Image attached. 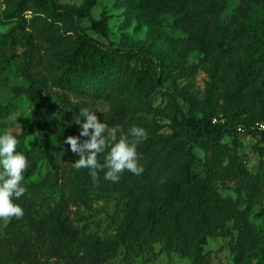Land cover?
Segmentation results:
<instances>
[{
    "label": "trees",
    "instance_id": "obj_1",
    "mask_svg": "<svg viewBox=\"0 0 264 264\" xmlns=\"http://www.w3.org/2000/svg\"><path fill=\"white\" fill-rule=\"evenodd\" d=\"M97 2L85 0L80 9H73L57 0H25L24 10L31 11L32 18L19 19L11 34L12 41H22L25 47L20 70L29 83L16 87L15 93L34 103L31 124L15 135L19 141L17 151L29 163L23 181L28 182L44 163L45 175L60 182L62 197L47 216L26 219L28 238L15 234L13 243L5 245L7 256L13 257L15 245L23 264H109L119 257L124 264H136L147 253L158 257L154 247L160 244L162 252L170 255L177 251L190 264H215L217 252H205L204 245L211 235L217 234L231 238V264H264V229L254 228L241 196L242 190L253 187L257 175L248 170L238 152L243 145L240 134H249L257 139L255 148L264 155L260 146L264 131L255 127L264 122V81L258 82L263 73L264 12L250 22L245 32L244 64L237 57L242 51L241 36L229 35L220 24L203 26L201 0H130L140 19L155 25L164 13H170L173 26L187 34L184 43L195 46L207 59L228 60L222 68L226 78L216 77L207 99L201 101L190 92L162 89L158 72L161 63L143 50L113 48L92 36L84 26L86 18L92 21L90 29L108 35V17L104 14L100 20L92 18ZM232 57L239 61L230 64ZM134 61L142 64L139 67ZM145 63L156 69L153 86H142L141 102L108 111L97 108L96 95L86 90L90 78L103 71H115L122 76L135 75L138 82H143L147 77ZM228 69L231 74H227ZM217 80L228 85L221 86ZM49 84L66 90L59 97L57 121L52 123L44 117L54 106L45 94ZM158 93L172 108L173 131L157 136L145 147L137 146L143 173L134 175L125 170L120 179L123 183L137 181L142 186L131 190L124 201L115 238H95L87 250L80 252L76 248L79 228L74 195L85 196L99 186L109 188L112 183L104 179V171H99L93 182L87 169L73 166L77 155L65 143L67 137H78L80 142L88 139L80 136L84 122L80 109L88 107L109 128H120L135 117L151 116L157 109L154 102ZM71 94L79 99L72 100ZM179 95L186 101L187 110L180 104ZM215 118L225 122H214ZM76 119H80L79 124ZM140 126L135 127H143ZM36 132L43 134L42 145L32 147ZM228 137L231 142H227ZM195 146L205 152L206 176L193 171L197 160ZM226 182L234 185L235 199L222 193ZM31 185L37 187L39 182L31 180ZM155 187L159 192L153 190ZM263 215L264 211L258 217Z\"/></svg>",
    "mask_w": 264,
    "mask_h": 264
},
{
    "label": "rangeland",
    "instance_id": "obj_2",
    "mask_svg": "<svg viewBox=\"0 0 264 264\" xmlns=\"http://www.w3.org/2000/svg\"><path fill=\"white\" fill-rule=\"evenodd\" d=\"M58 3L80 9L85 0H57ZM204 9L201 17L203 26H210L214 23L223 25L229 35L239 34L242 51L239 54L240 62L246 64L247 43L243 41L245 32L250 22L264 12V0H201ZM25 0H0V133L5 129L14 136L23 129L29 127L32 121V103L25 95H16L15 88L28 86L29 83L21 74V64L25 61V47L22 41H12L11 34L14 31L19 19L32 18L31 11H25L23 3ZM242 5H244L242 7ZM242 8V9H241ZM108 17V35L101 34L90 29L91 19L84 20V26L89 28V33L95 38L113 48L143 50L149 57L161 63L158 72L161 75V88L170 92L192 93L201 101L207 99L209 88L216 77L222 76V68L228 63L223 59L210 60L204 57L203 53L193 45L184 43L183 38L187 37L181 29L173 26L174 18L170 13L161 16L159 24H149L140 19L133 10L130 0H98L91 15L94 20H100L103 15ZM264 46V41H263ZM237 57L229 59V63L239 61ZM140 67V61H134ZM230 67V66H229ZM262 77L258 82L264 81V61ZM147 77L143 82H138L135 75H119L115 71H103L98 77L90 78L86 90L91 91L97 99V108L101 111H108L124 104H133L142 101V86L152 87L153 77L156 68H149ZM227 74H231L228 69ZM221 86H226V81H219ZM66 92L63 88L48 85L45 94L54 102L52 109L44 115L47 122L57 121L56 111L60 108L59 97ZM216 95L215 98H217ZM72 100L79 99L71 94ZM180 104L187 110L186 101L179 95ZM156 111L148 117H135L124 127L117 128V140L123 135H129V131L136 125H141L147 132V139L141 141L139 147L147 146L159 135L172 133L173 111L165 97L157 94L154 102ZM221 116H224L221 114ZM226 117V116H225ZM107 135V133H105ZM243 145L238 152L246 161L250 172L257 175V180L249 190H242L241 196L243 205L257 230L264 229V215L258 214L264 211V155L256 148L257 139L249 134H240ZM132 137L129 135V140ZM43 134L35 133L31 141L32 147L41 146ZM227 142L231 139L226 138ZM264 148V142L261 143ZM110 151L106 148L97 157L103 164L104 158ZM197 160L193 171L201 176H206V155L203 149L195 146ZM139 155V154H138ZM78 155L76 160L78 159ZM44 163L36 173L28 178V182L22 181V186L27 191L14 202L23 209V217H13L7 224L0 220V264H23L20 252L16 251L13 245V257L7 256L6 244H12L13 239L19 234L21 239L29 236V227L26 223L28 217L43 218L47 216L57 205L62 197L60 182L54 177L46 176ZM41 169V170H40ZM90 171L89 169H87ZM36 179L39 185H31V180ZM110 187L99 186L88 195H74L73 208L78 212L77 226L79 238L76 248L83 252L88 249L89 244L95 238L112 240L115 238L123 217V204L132 191L140 189L142 184L135 182L111 183ZM225 186V187H224ZM221 190L225 196L235 199L236 192L234 185L226 182ZM159 192L155 187L153 189ZM16 234V235H15ZM231 238H222L213 234L204 245V251L217 252L214 259L215 264H231L230 252ZM158 257L152 254H145L136 260V264H190V260L178 253L172 254L162 252V246L156 244L154 247ZM109 264H124L122 257L112 260Z\"/></svg>",
    "mask_w": 264,
    "mask_h": 264
},
{
    "label": "clouds",
    "instance_id": "obj_3",
    "mask_svg": "<svg viewBox=\"0 0 264 264\" xmlns=\"http://www.w3.org/2000/svg\"><path fill=\"white\" fill-rule=\"evenodd\" d=\"M79 116L84 118L80 136L88 137L83 142L78 137L68 136L67 143L71 151L78 155L73 166L76 169H89L93 182L98 178V172L104 171V179L118 183L121 174L127 170L134 175H141L143 166L138 163V144L147 139V132L143 128L132 127L129 135H121L117 140V128H109L100 122L95 111L88 107L80 109ZM80 123V119H76ZM107 133V135H105ZM19 141L10 131L5 129L0 133V220L7 224L13 217H23L22 207L14 202L27 191L22 186L24 173L29 168L26 156L17 151ZM106 148L110 151L101 164L97 157ZM106 169V171H105Z\"/></svg>",
    "mask_w": 264,
    "mask_h": 264
},
{
    "label": "built area",
    "instance_id": "obj_4",
    "mask_svg": "<svg viewBox=\"0 0 264 264\" xmlns=\"http://www.w3.org/2000/svg\"><path fill=\"white\" fill-rule=\"evenodd\" d=\"M218 121L225 122V119H223V118L222 119H217V118L214 119V122H218ZM255 127L260 131H264V122L256 123Z\"/></svg>",
    "mask_w": 264,
    "mask_h": 264
}]
</instances>
